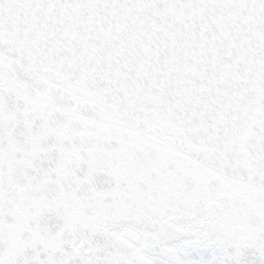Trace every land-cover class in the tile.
Masks as SVG:
<instances>
[{
	"label": "snow or ice",
	"instance_id": "1",
	"mask_svg": "<svg viewBox=\"0 0 264 264\" xmlns=\"http://www.w3.org/2000/svg\"><path fill=\"white\" fill-rule=\"evenodd\" d=\"M0 264H264V0H0Z\"/></svg>",
	"mask_w": 264,
	"mask_h": 264
}]
</instances>
